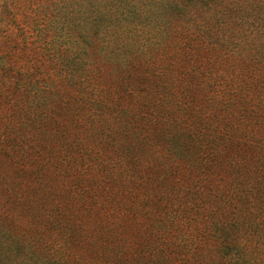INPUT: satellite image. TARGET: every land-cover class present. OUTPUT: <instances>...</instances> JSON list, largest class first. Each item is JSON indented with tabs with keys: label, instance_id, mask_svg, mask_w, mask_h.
<instances>
[{
	"label": "trees",
	"instance_id": "trees-1",
	"mask_svg": "<svg viewBox=\"0 0 264 264\" xmlns=\"http://www.w3.org/2000/svg\"><path fill=\"white\" fill-rule=\"evenodd\" d=\"M0 264H264V0H0Z\"/></svg>",
	"mask_w": 264,
	"mask_h": 264
}]
</instances>
